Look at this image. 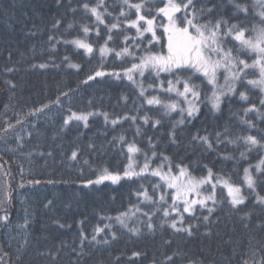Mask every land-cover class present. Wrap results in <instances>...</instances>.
I'll list each match as a JSON object with an SVG mask.
<instances>
[{
  "label": "trees",
  "instance_id": "obj_1",
  "mask_svg": "<svg viewBox=\"0 0 264 264\" xmlns=\"http://www.w3.org/2000/svg\"><path fill=\"white\" fill-rule=\"evenodd\" d=\"M84 3L92 7L97 0H0V129L13 125L0 132L2 178L7 185L2 187L5 200L0 190V200H4L0 216L8 217L0 221V264L258 261L264 256V203L257 199L264 196V166L259 171L256 168L264 159V92L246 85L258 72L249 71L238 90L222 100L219 110H212L205 99L204 93L211 95L212 88L200 78L192 81L202 88L199 112L192 117L186 111L182 117L179 108L166 112L162 104L146 101L153 96L164 103L182 100L163 90L169 80L175 81L174 75L160 73L157 77L147 70L143 76L134 74L133 82L123 75V69L138 61L117 58L114 52L102 57L99 51L109 35L112 39L107 47L115 51L126 46L125 36H136L124 18L117 21L122 0H104L98 10L106 8L110 15L103 17V24L83 8ZM236 4L246 5L248 13L237 11ZM162 6L159 0H148L144 12L152 18ZM194 7H214L211 15H201L200 23L223 19L249 30L259 26L254 0H194ZM128 19H135L134 9ZM117 22L121 28L109 33L106 25ZM84 26L90 28L87 36ZM157 35H162L161 28ZM145 37L136 40L142 45L137 55L144 54L151 34ZM76 38L92 44L93 53L70 43ZM154 43L151 51H161V44ZM236 43L229 37L224 46L232 48ZM241 58L248 63L255 59L251 54ZM96 71L105 72V76L88 80ZM112 72L121 75L117 78ZM177 87L183 90L182 84ZM241 91L246 100L240 98ZM43 105L47 108L35 111ZM251 105L256 110L246 113ZM72 113L87 115V120L72 119L65 125ZM182 118L184 122L179 123ZM114 120L117 123L113 124ZM217 133L221 134L219 141ZM249 135L260 144L249 147L242 139ZM203 136L210 138L211 148L194 139ZM232 140L236 142L230 143ZM129 143L139 149L131 161L126 150ZM129 162L140 175L85 187V182L95 180L103 169L121 174ZM144 162L148 169L162 171L171 167L176 172L177 165L187 166L194 177L205 176L211 168L215 177L239 186L245 199L233 206L219 185L214 201H208L207 207L196 206L192 213H182L181 223L176 213L164 216L163 208L172 203L171 189L154 187L163 184L158 176L140 172L139 165ZM245 168L253 177L252 189L245 185ZM144 192L151 199H145ZM161 194L166 202L160 201ZM209 208L213 210L209 212ZM122 213L126 214L124 224L117 220ZM172 220L177 221L175 229ZM97 228L102 231L97 233Z\"/></svg>",
  "mask_w": 264,
  "mask_h": 264
},
{
  "label": "snow or ice",
  "instance_id": "obj_2",
  "mask_svg": "<svg viewBox=\"0 0 264 264\" xmlns=\"http://www.w3.org/2000/svg\"><path fill=\"white\" fill-rule=\"evenodd\" d=\"M148 0H139V2H132V0H122L121 12L117 17V21L122 17L126 21L128 28H134L136 31L135 37L125 36L124 41L126 46L115 51L114 49L108 48L107 44L112 39L109 35L105 44L100 47L99 51L101 56H105L108 53L114 52L117 58L132 57L134 60L138 61L132 63L131 67L123 69V75L130 81H134V74L139 73L141 76L144 75L145 71L151 70L155 72L156 76L159 77L160 73H168L176 77L175 81L169 80L168 87L163 89L167 93H175L178 98H182L179 102L164 103L158 97H151L147 99V104L149 105H161L166 112L175 111L179 108L181 116L183 117L184 112H187L188 117H192L199 112V105L202 103L201 95L202 88L201 85L195 84L192 81L194 79L202 78L210 85L212 88L211 95L204 93L205 99L211 104L212 110H219L221 102L227 96L234 94L238 90V84L245 81L249 71L258 72V77L255 79H248L246 85H251L253 88H259L261 92H264V0H254V6L259 9L258 16L260 18L259 26H254L252 29H246L237 24L229 25L227 21L223 19H217L214 23L209 20L205 23H200V17L203 13L207 12L209 15L214 11L212 8H201L196 9L194 7V0H159L163 5L157 8L156 15L152 18H148V14L144 12L145 4ZM210 2V0H209ZM104 6V0H97L96 6L89 7L88 3L83 4V8L86 11H90L95 17L98 24L104 23V16L110 15L107 13L105 8L104 12L98 9ZM237 11L248 13L249 9L246 5L236 4ZM125 8L127 11H125ZM135 10V19H128L129 14L132 10ZM182 14V15H178ZM160 19V23L157 24L156 20ZM166 20V23L164 22ZM59 21H57V24ZM109 33L113 29L121 28L119 22L107 26ZM162 29V35H157V29ZM225 29H227L225 31ZM90 28L88 26L83 27V33L85 36L89 33ZM151 34V40L148 41V46L143 48L142 55H137L136 50L141 49L142 45L137 43V38H146L145 34ZM251 33V34H249ZM99 35V31H97ZM231 38L232 41L237 42L234 47L226 48L224 45L227 38ZM163 38H166V45L163 43ZM51 39V37H50ZM132 40L133 43L128 45L127 42ZM160 43L162 50L159 52L151 51L156 44ZM70 43L74 44L77 48L83 49L86 53H93L94 49L92 44L86 42L85 39H73ZM166 48V51L163 49ZM235 53V54H234ZM254 56L255 59L251 63H248L247 59H242V55ZM67 59V58H65ZM43 67V65H41ZM72 67H79L78 65H72ZM223 72L224 82L221 84L219 82V75ZM183 73H191L188 76H182ZM111 75L120 77L121 73L112 72ZM105 76V72L96 71L94 76H88V80H93L95 77ZM183 85V90L181 91L177 85ZM163 88V84H161ZM141 96H144L145 90L141 86ZM67 95V93H63ZM240 98L246 100L248 97L244 91L239 93ZM59 103V98L57 99ZM181 104H186V109L181 107ZM261 106L264 107V99L261 100ZM47 108V105H43L40 109H36V112L43 111ZM256 106L251 105L249 108L245 109V112L255 111ZM72 119L76 120H87V115H77L72 113L71 116L67 117L64 121L65 125ZM107 119V116H106ZM147 122V118H145ZM183 118L179 123H183ZM113 124L117 121H112ZM156 124L159 121L155 122ZM250 126H252L250 124ZM13 125L8 124L7 127L0 129V132H7ZM217 140L219 141L220 133H217ZM121 140L124 137L120 138ZM174 139V136H173ZM194 139H199L200 142L206 144L209 148L212 147L210 143V138L208 136L196 137ZM241 139V138H237ZM244 142L249 145V147L256 146L260 144L254 136L242 137ZM230 143H235V140L229 141ZM128 153L132 154L139 149L135 144H128ZM155 155V153H154ZM243 156L244 153H241ZM77 157V153L73 151L72 159ZM131 161V156H129ZM167 160V157H164ZM264 166V159L256 165L259 171L261 167ZM149 168V164L145 163L140 172H144ZM177 171L174 173L169 167L167 172H162L160 169L154 170L153 175L160 177V180L167 185L169 189H172L171 200L172 204L168 208H163V214L165 217L170 218L172 213H176L180 218V222H183L182 213H192L196 205L201 207H207V201L213 200V195L201 197V188L203 185L211 182L213 179L220 180L219 177H215L211 168L207 170V177L196 178L191 175L187 166L177 165ZM244 180L248 188L252 189L254 187V180L249 172L248 168L244 169ZM140 173L132 169L131 163L125 169L123 177L131 178L133 176H138ZM122 176L119 173H112L108 169H103L95 180H87L85 182V187L93 184H101L104 181H111L113 184L119 182ZM224 186L228 190V195L231 197V204L236 206L243 203L244 197L241 195V188L239 186H233L227 180L222 181ZM38 183V182H37ZM164 185H157L154 187H163ZM215 184H213V189ZM145 199H151L147 192L143 193ZM193 195L196 198H192ZM258 201L264 203V196H258ZM160 201H165V194H161ZM166 202V201H165ZM182 204V212L180 211V206ZM213 209L209 208L208 211L211 212ZM126 214L122 213L117 217V220L121 224H124L123 217ZM8 217L0 216V221H6ZM207 220V217H204ZM148 227L151 229L153 225L149 223ZM172 228L177 227V221L172 220ZM180 230V229H177ZM97 233L102 231V229L97 228L95 230ZM131 231H136L131 229ZM187 231L191 234V226L188 227ZM93 240L96 239L95 236L92 237ZM107 241H105L106 243ZM7 255V253H5ZM133 255H138L134 253ZM169 261L171 257L166 258ZM243 264H248L245 260ZM253 264H264V256L258 261H254Z\"/></svg>",
  "mask_w": 264,
  "mask_h": 264
},
{
  "label": "rangeland",
  "instance_id": "obj_3",
  "mask_svg": "<svg viewBox=\"0 0 264 264\" xmlns=\"http://www.w3.org/2000/svg\"><path fill=\"white\" fill-rule=\"evenodd\" d=\"M165 45H166V41H165ZM219 82L221 83V84H223V82H224V74L223 73H221L220 75H219ZM136 153V152H135ZM135 153H132V154H130L129 153V156H131V159H133V156H134V154ZM130 163V162H129ZM144 164H145V162L144 163H141L140 165H139V169L141 170V168H143V166H144ZM0 167H1V163H0ZM135 167H136V165L134 164V165H132V169L134 168L135 169ZM157 169H159V168H157V167H154L153 169H147V170H145V171H151V172H153L154 170H157ZM249 169V168H248ZM162 172H167V171H162ZM1 176H2V170H1ZM0 176V190L2 191V186H3V179H2V177ZM123 176V175H122ZM203 177H207V174L205 175V176H203ZM203 177H196V178H203ZM223 180H226V179H224V178H220V180H216V179H213L211 182H209V183H207V184H205V185H203L202 186V188H201V197H203V196H208V195H213L214 196V190H215V188L217 187V186H222L223 188H224V190L226 191V193L228 194V190H227V188L224 186V184H223ZM213 184H215V188L213 189ZM231 184V183H230ZM245 185L247 186V184L245 183ZM233 186H235V185H233ZM3 192V191H2ZM241 195H242V193H241ZM1 196H3L4 197V200H5V197H6V193H4L3 192V194H1ZM228 197H229V195H228ZM192 198H196L194 195H193V197ZM4 200L2 199V200H0V208H1V206H2V204H3V202H4ZM229 200H230V202H231V197H229ZM210 201V200H209ZM208 202V201H207ZM171 205V204H170ZM183 206H182V204H181V206H180V208H182Z\"/></svg>",
  "mask_w": 264,
  "mask_h": 264
},
{
  "label": "bare ground",
  "instance_id": "obj_4",
  "mask_svg": "<svg viewBox=\"0 0 264 264\" xmlns=\"http://www.w3.org/2000/svg\"><path fill=\"white\" fill-rule=\"evenodd\" d=\"M121 175V174H120ZM122 176V175H121ZM122 179H123V177H122Z\"/></svg>",
  "mask_w": 264,
  "mask_h": 264
}]
</instances>
